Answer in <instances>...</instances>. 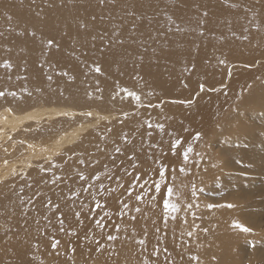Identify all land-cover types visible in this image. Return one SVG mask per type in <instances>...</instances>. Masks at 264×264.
Here are the masks:
<instances>
[{
  "label": "bare ground",
  "instance_id": "6f19581e",
  "mask_svg": "<svg viewBox=\"0 0 264 264\" xmlns=\"http://www.w3.org/2000/svg\"><path fill=\"white\" fill-rule=\"evenodd\" d=\"M246 1L264 7L260 0H103V3L101 0H0V64L5 62V56L21 55L22 45L13 43L10 33L15 19V6L12 5L28 3L58 9L55 19L47 11L33 15L51 19L56 27L67 28L77 24L80 29L77 33L95 42L101 33H107L111 39L125 40L127 44L121 49L129 58V65L134 64L136 56L144 54L151 61L156 57L162 62L155 68L142 64L136 76H123V83L135 89L141 100L137 102L129 96L123 99L128 100L131 109L142 106L125 117H117V114L109 112L114 110L107 111L98 106H63L59 103L60 98L70 96L60 89L46 92L49 96L46 100L20 96L11 100L13 105L0 107V201L5 206H12L21 223L14 231V238L9 239L10 246L35 236L46 237L49 233L57 238L61 213L63 227L68 228L61 233L69 239L59 237L58 240L60 244H67L71 241L73 224H83L85 218L96 211L95 220L103 217L101 222L115 228L117 239L106 245L100 257L108 259L110 264H122L126 258L129 264H264V92L245 99L216 125L206 148L208 157L200 160L197 166L196 184L210 191L214 204H233L235 207L209 209L205 202H195L191 209L181 207L170 239L160 241L158 255L148 247L147 231H134L137 219L147 220L154 215L153 211L143 214L148 202L135 199L141 191L139 185L148 177L144 169L138 171L141 179L131 196L128 193L116 194L105 180V176L124 169L133 154L144 159V163L151 158L152 142L167 135L156 132V124H165L164 119L170 118L176 125H182L208 107L211 100L201 101L192 109V106L165 104L158 99L173 93L179 85L177 79L185 78L190 72L177 70L181 67L205 70L225 66L229 71L239 73L254 63L233 61L228 66L231 61L228 56L235 52L232 46H225L223 41L215 38L192 42L172 38L168 34L170 27L163 20L175 19V14L186 11L190 15L189 20L196 23L194 34H201L200 23L207 24L206 20L216 17L228 15L241 23L240 10L247 5ZM70 5L79 7L80 12L76 15L65 13L64 9ZM92 6H108L103 21L88 14ZM17 14L24 17L21 12ZM126 27H132L134 31L126 30ZM181 27L185 29V24ZM148 31L147 36L143 34ZM250 33L257 37L260 32L250 30ZM136 34H141L142 45L138 43ZM48 41L41 40L40 48L48 47ZM205 41L210 47L206 48L208 43ZM183 48L193 52L179 57L176 62L175 56L182 55L177 53ZM218 50L222 55L218 59L219 65L214 68L210 62L215 60ZM237 52H240L239 48ZM30 53L34 55L35 52ZM261 57L264 58V54ZM255 65L257 68L264 64L255 62ZM259 80L264 81V68L256 74V81ZM94 99L100 105L121 103L120 98L89 94L82 98L80 104H88ZM43 101L45 103L39 105ZM150 104L159 107H149ZM89 112L91 116L87 115ZM248 112L254 121L248 123L250 132L242 120ZM81 118L86 120L80 123L83 121ZM101 122L104 125L99 127ZM65 123H69L67 130ZM168 125L173 129L171 124ZM51 130L55 131L52 136ZM125 134L127 140L124 139ZM235 135H240V138H235ZM213 140L218 142V150L213 146ZM116 147L121 151L116 152ZM235 152H239V157H227ZM81 173L86 180L80 179ZM97 175L99 179H95ZM77 191L79 195H74ZM97 201L103 205L102 208H95ZM121 201L129 204L128 209H123V215L122 208L117 206ZM137 207L140 212L135 211ZM77 212L80 213L79 218ZM234 221L253 231L245 233L233 227ZM116 225L120 226L119 230ZM189 231L192 236H188ZM140 240L145 243L140 244ZM241 242L250 244L252 251L246 254V251L244 254L237 251L236 247ZM171 245L174 246L172 252ZM193 256H198L199 260L190 259Z\"/></svg>",
  "mask_w": 264,
  "mask_h": 264
},
{
  "label": "rangeland",
  "instance_id": "374dc122",
  "mask_svg": "<svg viewBox=\"0 0 264 264\" xmlns=\"http://www.w3.org/2000/svg\"><path fill=\"white\" fill-rule=\"evenodd\" d=\"M247 5L240 10L242 13L241 23H238L234 18L226 15L223 17H216L211 20H206L207 24L200 23L201 34H194L197 31L196 23L189 20V13L182 11L175 14V19H164V23L169 26L168 34L172 38H180L188 42L193 40H207L215 38L223 41V45L232 46L233 52L230 54L227 65L229 66L233 61L253 62L246 71L231 72L227 67L216 69H194L181 67L177 72L183 70H190L185 75V78H178L179 85L173 93L160 96L161 102L165 104L175 103L181 104L185 107H196L201 101L211 100L208 107L200 110L196 115L185 124L176 125L172 119L165 118V128L160 132L158 128L156 132L167 135L161 136L152 142V156L146 160L135 157V161L131 158L124 169H119L114 175L105 176V180L110 183L109 188L113 187L116 194L128 193L129 186L133 183V178L138 173L139 169H144L145 174L148 176L144 179L148 184L142 189L146 191L149 187H153L152 182L158 180L159 163H167L176 166V180H171V173L168 174L169 182L174 183L176 190L180 192V196H173L174 202L179 203L181 207H185L188 203L205 202L214 204L212 201L213 195L209 190L199 187L197 181V166L200 164V157L197 153L201 154L203 158L208 157L207 147L212 138L214 128L220 121L226 119L229 111H234L245 99L251 95H256L264 92V81H256V74L264 68H255L256 64H264V7L259 3H250L246 1ZM264 4V0H260ZM15 6L13 14L15 16L13 27L10 33L13 43H21L19 56L9 55L5 56L4 61H9L12 65L7 68L0 64V91L5 92V96L0 97V107L4 104L13 105L11 101L20 96H28L32 98L40 97L41 100H46L49 96L46 92L51 89H60L66 96L60 98L59 103L63 106H77L93 107L98 106L104 110L109 111L116 116L125 117V113L136 112L142 108L131 109L127 103L128 100L123 98L127 96L124 89L134 91L129 85L123 83V76L134 77L142 64L147 68H155L162 63L158 58L153 57L151 61L147 55L136 56L133 65H129V58L125 56V51L121 46L127 42L121 38L113 37L111 39L107 33H101L95 42L87 37L80 36L77 31L79 27L73 24L70 27L62 28L56 27L55 23L48 18L35 16L37 12L47 11L51 17L55 19V13L58 9L46 7L36 4L25 5H12ZM108 6H92L88 10V14L96 15L101 21L104 20V14ZM65 13L77 14L80 8L70 5L64 9ZM21 12L24 17H20L17 13ZM185 24V29L181 26ZM126 30L134 31L132 27H126ZM250 30H258L260 33L254 37ZM149 31L143 33L148 35ZM141 34L137 35L139 44H143L140 40ZM246 37V39H245ZM205 38V39H204ZM49 39L53 41L51 45L46 48H40L41 40ZM54 41H56L54 43ZM207 42V41H205ZM206 48L210 47L209 42ZM30 47V48H29ZM240 52H237V50ZM34 51V55L30 53ZM193 52L187 48L181 49L175 56V61L181 56ZM222 55L221 51L215 54V60L210 64L215 68L219 65L218 59ZM100 68V72L95 71L96 67ZM168 71V70H167ZM64 73H67L65 75ZM238 73V74H237ZM51 77V79H49ZM256 81V82H255ZM203 85V90L201 89ZM15 93V95H12ZM89 94H104L112 98H120L121 103L116 106L110 103L100 105L97 99H94L88 104H80L82 98ZM45 103L39 102V105ZM116 112V113H115ZM231 115H234L232 113ZM230 115V116H231ZM83 123L86 118H81ZM245 129L250 132L249 122L254 123L250 118V113L242 118ZM77 121L75 122L76 125ZM161 124V123H159ZM171 124L173 129L169 127ZM175 126H174V125ZM104 122H101L99 127H102ZM69 123H65L64 128L67 130ZM201 133V138L198 141L193 140L195 134ZM170 133L172 135H170ZM55 131H50V136L54 135ZM239 139L240 135H235ZM176 138H182L183 143L177 149L176 155H172L171 146ZM215 141V140H213ZM216 142V141H215ZM214 147L218 150L217 143ZM188 143L193 144L194 151L190 153V159L184 166L190 168L191 171L187 174L179 172V167L183 164L182 152L187 147ZM217 147V148H216ZM239 152L227 155V157H239ZM138 165L133 169L132 164ZM131 173V175H128ZM119 178V181L117 180ZM123 184V187H120ZM180 185H186L182 188ZM192 185L196 186L197 193L192 195ZM203 189V191H201ZM156 195L153 191H148L142 201H147V207L143 210V214L150 211L154 215L147 220L137 219L138 225L134 231L139 229L146 230V240L150 251L156 255L157 250L161 249L160 241L162 239H170L172 226L176 225L179 220L177 213H172L175 216L173 220L171 216L165 222L164 209L162 201L159 196L156 200L152 197ZM0 197H2L0 195ZM120 201V200H119ZM139 201V202H142ZM117 206L122 208L120 203ZM87 216L83 224H73L74 229H70L73 233L71 241L67 244H60L56 249H52V234L46 237H32L22 242L10 246L9 239L14 238L15 230L21 225L18 221L15 211L12 206L8 207L0 201V264H110L108 259L100 258L101 254L105 251L106 245L112 241L107 240L108 235L115 234V228L103 223V228L98 227L95 223L94 215ZM223 222H225L222 219ZM165 223L167 226H165ZM64 230L68 229L66 226ZM160 231L157 232L156 230ZM59 237L69 239L60 231ZM104 245L103 249L99 252L96 251L97 247ZM246 246V247H245ZM249 246V247H248ZM239 248V249H238ZM248 248V249H247ZM75 249V251H73ZM241 254L252 251L250 244L241 242L236 247ZM243 249V250H242ZM171 252L174 246H170ZM166 252V251H165ZM122 264H129V259L126 258L121 261ZM259 263V262H256Z\"/></svg>",
  "mask_w": 264,
  "mask_h": 264
},
{
  "label": "snow or ice",
  "instance_id": "6c2138e0",
  "mask_svg": "<svg viewBox=\"0 0 264 264\" xmlns=\"http://www.w3.org/2000/svg\"><path fill=\"white\" fill-rule=\"evenodd\" d=\"M101 3H103V0H101ZM10 19V17H9ZM246 39V37H245ZM53 43V41L49 40L48 41V45H51ZM223 62V61H222ZM4 66L7 67V68H11L12 65L9 61H5L4 62ZM95 71L97 72H100V68L97 66L95 68ZM65 75H67V73H64ZM49 79H51V77H49ZM201 89L203 90V85H201ZM123 91H125L127 93V96L129 97H132L134 98L137 102H139L141 100V97L138 93L134 92V91H130V90H127V89H124ZM12 95H15V93H12ZM5 96V92L4 91H0V97H3ZM149 107H159V105H148ZM9 111H11V109H9ZM87 115L91 116L92 113L89 112L87 113ZM125 116H127V113H125ZM149 127H152L151 124H149ZM156 128H158L161 132L164 131V124H156L155 125ZM148 135L150 136L151 133H148ZM170 135H172L170 133ZM201 138V133L197 132L195 134V136L193 137V140L195 141H198L199 139ZM124 139L127 140V135L125 134L124 136ZM182 143H183V139L182 138H176L174 139L173 143H172V146H171V152H172V155H176V152H177V149L180 148L182 146ZM116 152H120L121 149L119 147H116ZM194 151V148H193V144L192 143H188L187 144V147L183 150L182 152V159H183V164H181V166L179 167V172L180 173H183V174H187L188 172L191 171L190 168H186L184 165L187 164V162L189 161L190 159V153H192ZM197 155L200 157V159L202 160L203 159V156L199 153H197ZM131 159L133 161H135V155L133 154V156L131 157ZM240 162V161H238ZM81 163H83V161H81ZM215 167V165H213ZM132 167L133 169H135L136 167H138L137 164L133 163L132 164ZM176 166L175 165H169L167 163H159V169H158V177L159 179L158 180H155L152 182L153 184V187H149L146 191H142L141 193L137 194L135 199L137 201H142L144 199V196L147 195V192L148 191H153L154 189V192L156 195H154L152 197L153 200H156L157 196L160 197L161 201H162V205H163V209H164V219H165V222L167 221V219L169 218V216H171V218L174 220L175 219V216L172 215V213H177L181 210V205L179 203H176L173 201L172 197L175 195L177 197L180 196V192L176 190V187L174 185V183H171L169 182V176L168 174L171 173V180L172 181H175L176 180ZM128 175H131V173H128ZM80 179L81 180H86L87 178L81 173L80 174ZM95 179H99V175H97L95 177ZM141 177H140V174L137 173L136 176L133 178V183L129 186L127 192H128V195L131 196L132 195V192L135 190L136 186H137V182L140 181ZM117 180L119 181V178H117ZM53 182H55V180H53ZM148 184V181L145 180L143 182V184H140L139 186L143 189L145 187V185ZM91 187V185H89V188ZM103 184L100 185V188L103 189ZM120 187H123V184H120ZM181 189L186 187V185H180ZM88 189H85V191H87ZM191 191H192V195L195 196L196 193H197V189H196V186L195 185H192V188H191ZM201 191H203V189H201ZM74 195H79V192L77 191L76 193H74ZM49 204H51V201L49 200L48 202ZM121 205H122V210H121V215H123V209H128L129 208V204L128 203H125L123 201L120 202ZM54 207L56 208H59V205H55ZM103 205L97 201L95 203V208L99 209V208H102ZM186 207L188 209H191L193 207V205L191 203H188L186 205ZM207 207L209 209H212V208H218V207H228V208H233L235 207V205L233 204H220V205H217V204H208ZM136 212H140V208H136L135 209ZM105 215H108V213H105ZM76 216L79 218L80 216V213L77 212L76 213ZM193 216H195V213H193ZM63 213L60 214V218H59V223L61 224V228H60V231L63 232L64 231V228H63ZM103 219V217H101V219H97L95 221L96 225L98 227H101L103 228L105 225L101 222ZM132 219H135V217H132ZM186 219H185V223H186ZM165 226H167V224L165 223ZM119 225H116V228L117 230H119ZM198 227V225H197ZM233 227L235 228H238L240 229L241 231L245 232V233H250L253 231L252 228H249V227H246L244 224L240 223L239 221H234L233 222ZM157 232H159L160 230L157 229L156 230ZM205 232H207V229H204ZM188 236H192L193 233L191 231H189L188 233ZM117 237L115 235H108L107 236V240L109 241H114L116 240ZM98 243V247L96 249L97 252L101 251L104 247V245H100L99 242ZM140 244H144L145 241L144 240H140L139 241ZM60 244V241L58 239H55V237L52 238V243H51V247L52 249H56L58 247V245ZM73 251H75V249H73ZM165 251H167V249H165ZM159 254V250H157V255ZM190 259H193V260H199V257L198 256H193L191 257ZM147 264V262H146Z\"/></svg>",
  "mask_w": 264,
  "mask_h": 264
}]
</instances>
